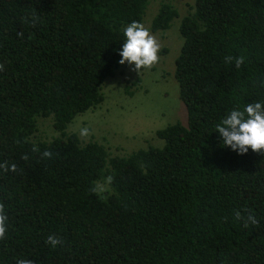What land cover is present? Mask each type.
Masks as SVG:
<instances>
[{
    "label": "trees",
    "instance_id": "16d2710c",
    "mask_svg": "<svg viewBox=\"0 0 264 264\" xmlns=\"http://www.w3.org/2000/svg\"><path fill=\"white\" fill-rule=\"evenodd\" d=\"M150 1L0 0V162L18 168L0 171V264H264V153L223 147L215 127L264 102V0H193L173 73L186 121L158 129L160 147L112 155L66 131L103 101L123 29L142 23ZM177 15L160 0L150 30ZM38 117L52 119L49 141L31 140ZM49 235L63 243L52 248Z\"/></svg>",
    "mask_w": 264,
    "mask_h": 264
},
{
    "label": "rangeland",
    "instance_id": "374dc122",
    "mask_svg": "<svg viewBox=\"0 0 264 264\" xmlns=\"http://www.w3.org/2000/svg\"><path fill=\"white\" fill-rule=\"evenodd\" d=\"M178 11L169 28L152 32L160 45L159 62L150 69L134 71V65H119L114 77L103 86V101L93 109L76 115L66 131L76 133L82 142L102 144L112 155H126L138 149L160 147L163 140L156 131L167 125L186 121L185 106L179 97V86L174 78V62L179 53L182 36L181 19L192 12L193 0H167ZM160 0H151L143 15L142 24L150 29ZM138 80V81H137ZM132 92L129 95L126 92ZM87 127L89 135L82 137L80 129ZM57 133L51 118L38 117L32 141H49Z\"/></svg>",
    "mask_w": 264,
    "mask_h": 264
},
{
    "label": "clouds",
    "instance_id": "9594fccd",
    "mask_svg": "<svg viewBox=\"0 0 264 264\" xmlns=\"http://www.w3.org/2000/svg\"><path fill=\"white\" fill-rule=\"evenodd\" d=\"M123 35L125 40L119 51L121 57L119 63L121 65H134L133 70L139 73L142 69H150L159 62L161 45L157 37L144 24L137 21L131 22L123 29ZM245 59L243 55L236 57L229 55L224 57V62L227 64L234 62L235 67L240 69L245 63ZM3 70L4 65L0 64V71ZM215 127L216 133L219 134L222 140L223 147L231 148L240 155L246 154L249 148L253 152L264 153V102L254 101L248 103L244 105L242 110L238 107L234 108ZM80 135L87 137L89 129L82 127ZM32 151L39 153L40 149L33 146ZM40 155L42 158L47 159L53 157V153L48 150L43 151ZM28 158L27 155L22 157L24 160ZM0 171L5 174L8 172L16 173L18 168L15 163L9 164L7 161H3L0 162ZM112 182L113 177L108 176L103 184L99 181L94 182L95 186L91 191L102 193L105 190L104 185H110ZM235 218L237 220L244 219L245 227L249 223L252 225L258 224L255 215L251 213L243 217L240 211H236ZM7 230L8 216L5 213L4 204L0 203V240L6 238ZM45 243L52 248H56L63 243V240L55 235H49ZM16 264H33V262L28 258H22L18 259Z\"/></svg>",
    "mask_w": 264,
    "mask_h": 264
}]
</instances>
